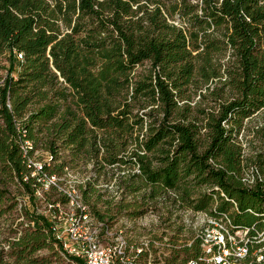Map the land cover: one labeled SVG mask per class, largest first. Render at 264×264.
Returning a JSON list of instances; mask_svg holds the SVG:
<instances>
[{
  "label": "trees",
  "instance_id": "trees-1",
  "mask_svg": "<svg viewBox=\"0 0 264 264\" xmlns=\"http://www.w3.org/2000/svg\"><path fill=\"white\" fill-rule=\"evenodd\" d=\"M2 59L0 214L10 180L33 205L13 264L55 244L81 264L54 235L58 209L34 205L37 148L50 154L37 170L48 178L80 161L137 166L118 176L117 191L144 190V204L162 199L171 213L215 208L234 225L263 226L264 175H244L238 135L264 109V0H0V68ZM144 62L147 73L136 75ZM189 90L200 100L192 104ZM101 175L78 184L84 202ZM50 185L53 204L69 201L63 181ZM198 249H173L169 262L186 264Z\"/></svg>",
  "mask_w": 264,
  "mask_h": 264
},
{
  "label": "rangeland",
  "instance_id": "rangeland-1",
  "mask_svg": "<svg viewBox=\"0 0 264 264\" xmlns=\"http://www.w3.org/2000/svg\"><path fill=\"white\" fill-rule=\"evenodd\" d=\"M0 68V83L7 74L8 62L2 59ZM149 63L144 62L136 67V75H143L149 69ZM16 75V74H15ZM192 96V104L200 100L199 92L195 93L189 90ZM205 92V90H203ZM211 97L205 98L202 105L211 103ZM2 120L0 119V124ZM245 127L238 135V140L243 146V154L247 158V165L244 175L252 182L257 172L264 175V109L258 111L251 117L247 118L244 123ZM205 130H202V134ZM50 154L44 148H37L35 153L30 157L29 162L38 167L45 162H50ZM262 161V162H259ZM121 169V170H120ZM35 170L32 175L37 176L38 181L42 184L36 192V202L39 212L49 215L55 206H51L55 199L59 198L56 190L51 189V180L46 174L40 175ZM101 170V177L96 183L98 189L89 202H84L78 184L95 175ZM65 172L61 176H56V181H63L60 189L66 190L76 189L80 199L87 204L91 213L98 218L97 212L105 214L104 223L111 228L112 231L122 230L124 235L130 239L131 243L139 242L145 237L155 236L165 240V238L173 245L169 248L170 257L173 249H182L185 246L195 244V235L204 223L202 214L191 208H175L170 212L171 206H166L162 199L159 202H149L148 205L142 201L143 191L136 194H125L117 191L116 179L120 174L129 171H138L136 167L130 165L123 166H105L102 169L94 167L92 161H80L78 164H69L65 168ZM105 172L113 176L111 180L104 177ZM65 180V182H64ZM252 180V181H251ZM11 199L4 203V211L0 214V264H13L16 259L14 250L11 245L17 237L28 228V218L26 211H32L33 205L29 201V197L25 195L23 189L15 182L10 180L9 184ZM136 196V197H135ZM151 203V204H150ZM65 209L67 204L60 203ZM145 210L141 215L135 212ZM151 211V212H150ZM111 236V235H109ZM185 253L179 255V259L185 257ZM27 264H78L69 259L64 252L55 244L47 246L30 255Z\"/></svg>",
  "mask_w": 264,
  "mask_h": 264
},
{
  "label": "built area",
  "instance_id": "built-area-1",
  "mask_svg": "<svg viewBox=\"0 0 264 264\" xmlns=\"http://www.w3.org/2000/svg\"><path fill=\"white\" fill-rule=\"evenodd\" d=\"M50 179L57 185L55 175ZM65 191L67 209L51 204L58 209L52 215L54 235L81 264H170V240L150 236L131 243L122 230L114 232L95 217L76 189ZM212 211H198L204 219L194 239L199 249L186 264H264V219L262 227H241L233 224L228 212Z\"/></svg>",
  "mask_w": 264,
  "mask_h": 264
}]
</instances>
